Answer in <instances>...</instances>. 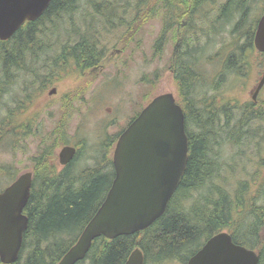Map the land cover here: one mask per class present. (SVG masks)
Segmentation results:
<instances>
[{
    "label": "trees",
    "instance_id": "obj_1",
    "mask_svg": "<svg viewBox=\"0 0 264 264\" xmlns=\"http://www.w3.org/2000/svg\"><path fill=\"white\" fill-rule=\"evenodd\" d=\"M259 1L263 4L256 16V0L86 1L111 26L118 13H132L127 29L147 13L151 18L163 16V28L154 47L158 52L168 32L177 40L171 68L177 103L185 116L189 153L181 183L156 222L131 236L96 238L85 259L77 264H124L135 248L142 251L144 264H186L206 240L221 232H227L234 244L258 249V264H264V85L255 101L238 103L235 96L228 104L219 100L222 88L229 84V74L245 82L253 58H264L253 45L256 22L264 9V0ZM81 2L52 0L37 20L25 23L10 39L0 41V94L9 93L18 82L23 93L20 100L24 99L22 106L17 100L0 117V149L9 148L13 154L21 142L41 134L32 129L26 106L50 85L48 70L68 61L81 71L97 64L99 50L77 28L69 30L72 32L61 30L66 36L75 32L80 39L60 46L58 53L54 44H49L57 32L63 36L58 30L61 20L70 17ZM101 3L104 5L99 8ZM193 22L199 23L197 40ZM218 40H224L222 47L205 60ZM196 41L197 47L189 49ZM210 60L222 62V70L212 78L206 77L202 66ZM207 90L214 94L204 96ZM58 134L57 128L51 134L55 138L52 144L42 134L32 158V186L24 209L29 222L19 259L13 264H57L105 199L114 178L111 156L116 135L98 142L94 165L75 173L79 149L71 163L57 169L56 148L67 144ZM231 149L233 155L225 158ZM252 155L260 160V170L250 180L243 179L245 169H240L239 161L250 160ZM11 170L10 165H0V185L1 180L7 186L15 179Z\"/></svg>",
    "mask_w": 264,
    "mask_h": 264
},
{
    "label": "rangeland",
    "instance_id": "obj_2",
    "mask_svg": "<svg viewBox=\"0 0 264 264\" xmlns=\"http://www.w3.org/2000/svg\"><path fill=\"white\" fill-rule=\"evenodd\" d=\"M86 1L82 0L80 6L71 12L70 17H64V21L61 20L62 24L58 30L63 36L60 37L57 32L49 39V44H54L58 53L60 46L72 44L80 39V35L79 38L76 37L75 32L72 36H66L62 31L77 28L80 34L85 33V36L94 42L95 48L100 52L99 60L97 64L85 71H81L70 61L48 70L50 85L44 92L39 93L29 106H26V114L31 117L33 124L32 129L39 130L41 134L37 133V137L28 138L25 143L21 142L20 147L13 154L9 148L0 149V165H10L11 174H14L15 178L18 174L31 171L32 158L37 154L42 134L46 135L49 138V144H52L55 138L51 134L58 128L59 138L60 136L65 138L66 145H79L80 154L74 169L76 173L93 166L98 142L106 138H114L152 98L163 93H172L178 99L174 76L171 73L172 65H170L173 47L177 40L171 37V32H168L166 42L164 41L158 52L154 47L155 40L163 28V16L151 18L147 13V17L138 24L133 22L129 28L133 31L132 34L125 26L128 21H132V13L126 16L118 13L114 16L113 26H111L105 23ZM92 1L93 3L101 2V0ZM262 4V1L256 0L253 9L255 16L261 11ZM103 5L104 3H101L99 8ZM123 5L125 4L121 6ZM121 23L124 24L120 25ZM81 37L84 36L81 35ZM222 42L224 40H221ZM221 43L218 40V44L211 47L209 50L211 53L209 52L205 60L211 57L217 48L222 47ZM54 55L52 53L51 56ZM263 64L264 58H258V56L253 58L245 82L229 74L227 80L232 87L229 84L223 87L219 100H224L225 104H228L234 96L238 99V103L250 100L254 88L264 73V68H261ZM202 66L208 78L214 77L218 70H222V62L219 61L217 63L213 60L204 61ZM52 89H55V93L50 96L49 92ZM211 93V90H207L204 96L211 97L214 94ZM22 94L18 82L11 87L9 93L0 94V117L6 114V108L14 106L15 101L19 100L22 106L24 103V99L20 100ZM216 97L218 98V95ZM206 102H209V99ZM65 104L68 105L67 109L64 108ZM66 145L56 148V163L58 162L57 151ZM233 152L232 149L228 150L225 158L233 155ZM249 158L250 160L245 158L239 161L240 169H245V171L242 170L241 177L248 180L260 170V164H258L260 160L254 155ZM1 183L0 189L5 186L3 180Z\"/></svg>",
    "mask_w": 264,
    "mask_h": 264
},
{
    "label": "water",
    "instance_id": "obj_3",
    "mask_svg": "<svg viewBox=\"0 0 264 264\" xmlns=\"http://www.w3.org/2000/svg\"><path fill=\"white\" fill-rule=\"evenodd\" d=\"M52 0H0V41L10 39L26 22L37 20ZM254 48L264 54V10L256 23ZM264 85V73L254 88L255 100ZM55 93V89L49 95ZM75 148L59 152L61 165L69 163ZM189 144L185 116L171 93L154 97L118 137L112 164L114 178L105 199L77 241L57 264H77L85 259L93 240L115 239L149 228L166 211L188 164ZM32 174L26 171L0 190V263L19 259L28 218L24 209L30 197ZM253 250L232 242L227 232L209 238L186 264H258ZM124 264H144L135 248Z\"/></svg>",
    "mask_w": 264,
    "mask_h": 264
},
{
    "label": "flooded vegetation",
    "instance_id": "obj_4",
    "mask_svg": "<svg viewBox=\"0 0 264 264\" xmlns=\"http://www.w3.org/2000/svg\"><path fill=\"white\" fill-rule=\"evenodd\" d=\"M178 25H180V24H178ZM183 25V24H182ZM175 26L177 27V25L175 24L173 27L175 28ZM198 26H199V23L198 22H193V26L191 27L192 28V32L193 33H196V35H195V39L197 40V37H198V30H199V28H198ZM183 30V29H182ZM181 30V31H182ZM191 37V39L194 41V38L192 37V36H190ZM166 42V41H165ZM179 42H182V39L180 40V34H179ZM198 43L199 42H197L196 41V44H194V45H192V46H190V48L189 49H192V48H195V47H197V45H198ZM183 45V44H182ZM196 45V46H195ZM171 65V64H170ZM172 67V66H171ZM171 73H172V76H174V73H173V70H172V68H171ZM174 78V77H173ZM141 111V110H140ZM139 111V112H140ZM139 112L136 114V115H138L139 114ZM136 115L134 116V117H132L131 119H130V121L126 124V126L121 130V131H119L117 134H116V141H117V139H118V137L120 136V134L128 127V125L133 121V119H135V117H136ZM81 143V142H80ZM80 143H78V144H80ZM116 143V142H115ZM67 146V145H66ZM113 146V145H112ZM64 147V146H63ZM72 147H74L75 149H76V153H75V155H74V157H73V159L75 158V156H76V154H77V150L79 149V145H75V146H72ZM59 151H60V149L57 151V154H59ZM73 159L69 162V163H71L72 161H73ZM69 163H67L66 165H61L60 164V161H59V157H58V162L56 163L57 164V167H60V168H58V169H63L65 166H67Z\"/></svg>",
    "mask_w": 264,
    "mask_h": 264
}]
</instances>
